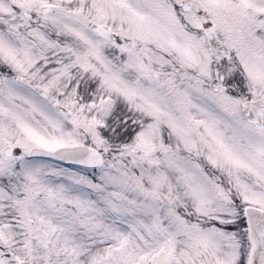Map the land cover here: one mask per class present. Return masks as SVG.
Here are the masks:
<instances>
[{"label": "snow or ice", "instance_id": "6c2138e0", "mask_svg": "<svg viewBox=\"0 0 264 264\" xmlns=\"http://www.w3.org/2000/svg\"><path fill=\"white\" fill-rule=\"evenodd\" d=\"M0 264H264V0H0Z\"/></svg>", "mask_w": 264, "mask_h": 264}]
</instances>
